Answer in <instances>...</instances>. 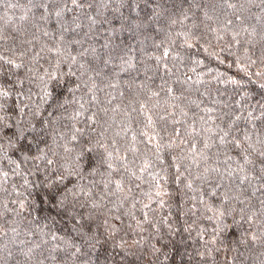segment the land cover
<instances>
[{
  "label": "snow or ice",
  "instance_id": "obj_1",
  "mask_svg": "<svg viewBox=\"0 0 264 264\" xmlns=\"http://www.w3.org/2000/svg\"><path fill=\"white\" fill-rule=\"evenodd\" d=\"M0 264H264V0H0Z\"/></svg>",
  "mask_w": 264,
  "mask_h": 264
}]
</instances>
